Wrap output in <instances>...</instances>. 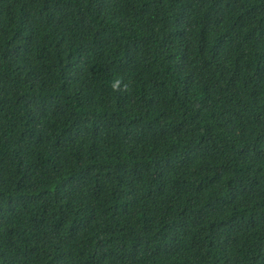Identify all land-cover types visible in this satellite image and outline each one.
Segmentation results:
<instances>
[{"label": "trees", "instance_id": "1", "mask_svg": "<svg viewBox=\"0 0 264 264\" xmlns=\"http://www.w3.org/2000/svg\"><path fill=\"white\" fill-rule=\"evenodd\" d=\"M0 264H264V0H0Z\"/></svg>", "mask_w": 264, "mask_h": 264}]
</instances>
